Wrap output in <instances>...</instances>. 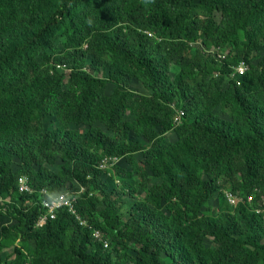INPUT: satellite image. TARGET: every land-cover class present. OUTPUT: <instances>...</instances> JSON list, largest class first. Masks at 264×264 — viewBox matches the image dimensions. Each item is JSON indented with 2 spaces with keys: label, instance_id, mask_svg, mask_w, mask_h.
I'll use <instances>...</instances> for the list:
<instances>
[{
  "label": "trees",
  "instance_id": "obj_1",
  "mask_svg": "<svg viewBox=\"0 0 264 264\" xmlns=\"http://www.w3.org/2000/svg\"><path fill=\"white\" fill-rule=\"evenodd\" d=\"M42 190L75 212L38 226ZM259 200L264 0H0V264H264Z\"/></svg>",
  "mask_w": 264,
  "mask_h": 264
},
{
  "label": "built area",
  "instance_id": "obj_2",
  "mask_svg": "<svg viewBox=\"0 0 264 264\" xmlns=\"http://www.w3.org/2000/svg\"><path fill=\"white\" fill-rule=\"evenodd\" d=\"M225 59H227V52H224V50H218L217 53V60L220 62L224 63ZM60 67V66H58ZM232 69L231 74L229 75V79H232L237 85L241 84V79L240 76L245 75V73L248 70V65L245 61H241L238 65H232L230 67ZM219 75V72L216 74ZM176 110V117L174 120V123L176 126L180 125L182 123L181 115H183V111ZM106 159L102 162V165H100V168L102 169H109L111 166L117 162V159ZM82 188V187H81ZM19 190L20 192H31V187L29 186L27 182L26 177H22L19 179ZM42 194L48 195V199H44L41 202L42 207L45 210V214H43L38 222V226H43L48 219H54L58 213L59 209H69L72 212H75L74 205L73 203L76 201L77 197L75 195H68V194H61L58 197H54L52 195H49L47 190H42ZM226 198L229 202V204L233 207H237L240 203L248 202L251 203L254 201V196L253 195H248L247 199H241L238 195H236L234 192L231 191H226L225 192ZM255 212L257 214L264 215V200H259L257 208H255ZM83 225L89 226L90 228L92 227L89 223L86 221L82 222ZM93 237L96 238L99 241H103L104 247H108V240L107 237H103L100 230H93Z\"/></svg>",
  "mask_w": 264,
  "mask_h": 264
},
{
  "label": "rangeland",
  "instance_id": "obj_3",
  "mask_svg": "<svg viewBox=\"0 0 264 264\" xmlns=\"http://www.w3.org/2000/svg\"><path fill=\"white\" fill-rule=\"evenodd\" d=\"M191 47H192V50H193L194 52H195V50H197L198 48H201V42H200V40H199V39H196V40H194L193 42H191ZM205 53H212V51H211V50H205ZM262 53H263V49H262V47H260L259 50L257 51V53H256L255 55L258 57V56H260ZM89 63H90V60H88V64H89ZM86 70H87L88 72H91V71H92L89 67H87ZM93 72H94V71H93ZM94 75L99 76L100 78H107V73H106L105 71H101L100 73H94ZM106 89H107V92L110 93V92L113 90V85H112V84H107ZM134 89L136 90L137 94L139 93L138 95H141V93L145 92V90L141 87L140 83L135 84V85H134ZM171 105H172V107H173L175 110H177V111H179V112L181 113L180 108L178 107V105H177L176 103H173V104H171ZM218 108H219V109H217L218 115H220V116L223 117V118L228 119V118H229V115H228V112H227V107L224 106V105L222 104V105H220ZM134 117H135V116L131 114V115H129V116L127 117V119L132 120V119H134ZM181 119H182V121H183V115H181ZM98 125H99L103 130L106 131V129H105V127H104L103 125H100V124H98ZM56 126H57V121H56L55 119H51V118H49V119L45 120V127H46L47 129H54V128H56ZM70 127H71L72 129L78 130L80 133H84V132L87 131V127L84 126V125H75V124H71ZM167 136H168V138H169L170 140H175V138H176L175 133L172 132V131H171V132H168ZM122 165H125V164L122 163ZM60 166H61V162H58L55 166H52L51 168H52L53 170L57 171V170L60 168ZM155 181H156L155 179H152L150 185H152ZM138 183H139V179L136 178V176H134V179H133V183H132V185H133V184H138ZM150 185H149V186H150ZM234 193H235V192H234ZM235 194L238 195L241 199H244V195H243V194H241V193H235ZM251 195H253V194H251ZM145 196H146V192H145L144 190H140V191L135 195V198L144 199ZM219 201H221V199H218L217 197H215V198L210 202V206H211L212 208H217L218 205H219ZM224 205H225V204H223L222 206H224ZM100 208H101V207H100ZM123 218H127V210H126V209L123 210ZM7 221H9L8 217H0V225H1V224H5ZM108 245H109V244H108Z\"/></svg>",
  "mask_w": 264,
  "mask_h": 264
},
{
  "label": "clouds",
  "instance_id": "obj_4",
  "mask_svg": "<svg viewBox=\"0 0 264 264\" xmlns=\"http://www.w3.org/2000/svg\"><path fill=\"white\" fill-rule=\"evenodd\" d=\"M60 67H61V66H60ZM60 67H58V68H60ZM62 68H65V66H62ZM245 74H246V73H245ZM183 116H184V115H183ZM174 120H175V119H174ZM174 124H175V123H174ZM181 124H182V123H181ZM181 124H180V125H181ZM175 126H176V125H175ZM178 126H179V125H178Z\"/></svg>",
  "mask_w": 264,
  "mask_h": 264
}]
</instances>
